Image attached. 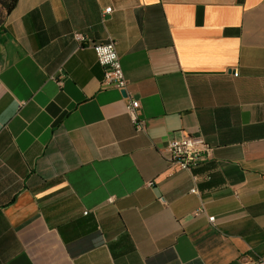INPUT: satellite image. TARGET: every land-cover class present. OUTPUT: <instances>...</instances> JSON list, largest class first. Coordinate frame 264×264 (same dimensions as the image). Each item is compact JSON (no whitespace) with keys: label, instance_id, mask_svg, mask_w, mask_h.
Here are the masks:
<instances>
[{"label":"crops","instance_id":"0c3cea01","mask_svg":"<svg viewBox=\"0 0 264 264\" xmlns=\"http://www.w3.org/2000/svg\"><path fill=\"white\" fill-rule=\"evenodd\" d=\"M108 40L124 90L90 47ZM186 134L213 148L190 170L165 152ZM262 259L264 0H17L0 24V264Z\"/></svg>","mask_w":264,"mask_h":264},{"label":"built area","instance_id":"2783aa9c","mask_svg":"<svg viewBox=\"0 0 264 264\" xmlns=\"http://www.w3.org/2000/svg\"><path fill=\"white\" fill-rule=\"evenodd\" d=\"M110 6L104 8V12H109ZM76 40H83V36L79 33L73 34ZM92 48L98 64L102 67L103 77L102 84L113 86L124 90L127 84L120 59L118 57L113 40L102 43H93ZM234 74H236L234 72ZM125 112L134 126L136 131L144 130V121L139 115V101L131 95H125ZM212 146H210L201 135L186 134L179 138H172L166 142L165 152L168 161L176 164L179 169L190 170L196 167L202 160L207 159L212 154ZM192 179L197 181L199 176L193 175ZM191 193H197L196 187L190 188ZM112 198H109L111 201ZM203 205L197 208L196 213L203 212ZM86 213V211H84ZM213 216H208L209 221H213Z\"/></svg>","mask_w":264,"mask_h":264},{"label":"trees","instance_id":"16d2710c","mask_svg":"<svg viewBox=\"0 0 264 264\" xmlns=\"http://www.w3.org/2000/svg\"><path fill=\"white\" fill-rule=\"evenodd\" d=\"M17 0H8V2L3 1V6L5 8V15L11 12V10L15 7ZM2 22H0L1 24Z\"/></svg>","mask_w":264,"mask_h":264},{"label":"rangeland","instance_id":"374dc122","mask_svg":"<svg viewBox=\"0 0 264 264\" xmlns=\"http://www.w3.org/2000/svg\"><path fill=\"white\" fill-rule=\"evenodd\" d=\"M3 1L8 2V0H0V22L3 21V18L5 16V8L3 6ZM252 264H264V259L256 261Z\"/></svg>","mask_w":264,"mask_h":264}]
</instances>
